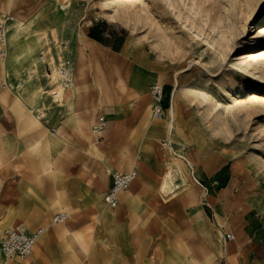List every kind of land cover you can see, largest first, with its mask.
<instances>
[{"label":"rangeland","instance_id":"1","mask_svg":"<svg viewBox=\"0 0 264 264\" xmlns=\"http://www.w3.org/2000/svg\"><path fill=\"white\" fill-rule=\"evenodd\" d=\"M15 1L0 0V13L15 17L0 56V172L7 169L0 189L10 191L0 196V238L10 223L47 228L34 254H0V264H183L169 259L164 236L188 220L176 198L195 182L226 189L235 180L231 198L260 227L264 0ZM97 20L124 41L121 50L87 41L86 27ZM157 57L169 71L156 69ZM152 81L164 86V132L145 131L141 109L132 117L138 132L132 123L95 130L105 109L142 100L158 119L147 92ZM138 153L154 156L158 178L107 205L110 172L131 166ZM68 178L79 182L78 205ZM56 211L70 213L65 225L53 222ZM183 247L178 242L172 253Z\"/></svg>","mask_w":264,"mask_h":264},{"label":"crops","instance_id":"2","mask_svg":"<svg viewBox=\"0 0 264 264\" xmlns=\"http://www.w3.org/2000/svg\"><path fill=\"white\" fill-rule=\"evenodd\" d=\"M85 33L87 41L92 45L102 46L113 52L121 50L124 46V41L120 39L119 35L109 32L108 29H104L103 22L99 20L89 23L86 27ZM113 35L114 37L111 38ZM106 37H110V39L106 40ZM153 82L155 81L150 82L147 87V92L151 98V102L152 97L149 93V86ZM71 85H73V89L69 93L67 99L70 103L73 102L77 87L73 82ZM141 103H143V100ZM141 103L136 106L134 105L131 108H107L104 110L101 117L104 118L106 125H108V129H112L120 123H132L131 131L134 133L138 132L139 126H137V124L135 125V121L132 120V117L139 116L140 113L138 109H141ZM166 105L168 106V104ZM1 107L2 100L0 86V109ZM149 114L148 119L150 117L151 121H149L148 125H146L144 118L142 120L143 127L146 128L145 131H148V133L152 132L154 134L164 132V118L154 120L151 118L152 115L150 112ZM142 117H144V115H142ZM160 137L163 140L164 134L162 133ZM145 147L146 149H150V145H146ZM139 155L141 156L140 159H138ZM135 163L139 164V176L129 189L124 190L121 193L119 204L122 202L126 193L140 191L143 188L152 185V182L158 178L159 169L157 164L154 162V156L147 155L144 157V153H138L131 166L115 170L130 169ZM6 171L7 169L1 170L0 172L1 182L5 180L4 175ZM113 171L110 172L108 189L112 182L111 174ZM78 183L79 182L77 180L68 178L67 188L71 196L73 195L72 199L74 202H77L75 201V197H77L75 193L78 190ZM234 183L235 180L231 179V184L228 188L218 189L217 186L214 187L212 185L208 188L207 186H203L195 182L183 190L176 198V207L178 208V212L182 213L188 220L182 223V226L179 227L180 232L177 231V228L174 226L173 229L175 231L170 234L166 232L167 234L164 236V244L166 246L170 245V260H180L181 262H184L183 264H264V222H260V227H258V224L249 222L246 219L244 212H242L243 205L235 203L231 198L233 196L230 190L232 184ZM3 187H5V185ZM0 192V196L5 197L7 196L5 192L10 191L2 188L0 189ZM106 210L107 207L101 206V214L107 212ZM56 212H54V214ZM209 212L215 213L216 221L212 220V214L210 216ZM18 224H25L31 231L39 227L47 228L45 225L30 226L25 222L10 223L3 229L1 237L3 236L5 229ZM223 229H225L224 233ZM54 234L57 236L62 234L61 227H56ZM227 234H233L234 239H227ZM41 238L38 241H40ZM178 242L184 247L183 251L176 256L172 252L175 246L178 245ZM38 243L39 242H37V244ZM47 248L48 245L45 242H42L40 249L46 250ZM0 254L2 258H4L1 250ZM13 258L19 257L14 256Z\"/></svg>","mask_w":264,"mask_h":264},{"label":"built area","instance_id":"3","mask_svg":"<svg viewBox=\"0 0 264 264\" xmlns=\"http://www.w3.org/2000/svg\"><path fill=\"white\" fill-rule=\"evenodd\" d=\"M12 13H0V56L5 57L8 51L7 32L9 22L14 20ZM149 93L153 100V113L158 119H162L167 114L164 106V86L159 82H153L149 86ZM105 120L100 118L99 123L94 126L96 131H101L105 127ZM140 155L138 159H140ZM139 176V164L135 163L130 169L115 170L112 172V182L105 194V201L109 206L115 207L120 202V195L124 190L129 189ZM214 184L218 183L215 179ZM70 218L68 211H59L53 215V222L62 224ZM45 227H39L33 231L28 229L25 224L13 225L5 229L0 240V250L6 260L17 256L22 259L30 257L36 243L45 233ZM228 239H234L233 234H227Z\"/></svg>","mask_w":264,"mask_h":264},{"label":"bare ground","instance_id":"4","mask_svg":"<svg viewBox=\"0 0 264 264\" xmlns=\"http://www.w3.org/2000/svg\"><path fill=\"white\" fill-rule=\"evenodd\" d=\"M8 2H13V4L16 2L15 0H7ZM22 2H25V0H23ZM16 5H17V3H16ZM34 5V4H33ZM12 6H14V5H12ZM12 12V11H11ZM35 15V14H34ZM23 18V17H22ZM17 23V26L19 27L21 24H23L22 23V20L21 19H17V21H16ZM31 25V24H30ZM21 27V26H20ZM15 29V28H14ZM19 29V28H18ZM24 45V44H23ZM133 49V48H132ZM136 51V50H135ZM137 52V51H136ZM132 54V53H131ZM148 54H149V52H148ZM163 54V53H162ZM165 55V54H164ZM133 56V55H132ZM134 57V56H133ZM136 57V56H135ZM148 57V56H147ZM155 57V56H154ZM138 58V57H137ZM149 58V57H148ZM134 59V58H133ZM146 59V58H145ZM136 62H138V61H136ZM153 63H154V65H155V67H156V69H158V71L159 72H165V71H167L168 70V67L164 64V62L160 59V57H157L156 59H153V61H152ZM95 63V62H94ZM94 65V64H93ZM96 66V65H95ZM103 71V70H102ZM169 71V70H168ZM171 71V70H170ZM174 71V70H173ZM1 73V72H0ZM100 74V73H99ZM98 74V75H99ZM101 76V75H100ZM163 76V75H162ZM160 77V76H159ZM161 78V77H160ZM21 83V82H20ZM109 83V82H108ZM72 84V83H71ZM112 84V83H111ZM102 85V84H101ZM108 85V84H107ZM114 87V86H113ZM112 89V88H111ZM108 90V89H107ZM113 95V94H112ZM104 100V99H103ZM175 100V99H174ZM142 105H141V110H143L144 111V120H145V123H146V125H148V123H149V121H151V119H150V117H149V119H148V115H150L149 114V111H148V105H147V103L145 102V100H143V103H141ZM177 104H178V102H177ZM139 105V104H138ZM175 112V106L173 105L172 106V108H171V113H174ZM182 113V112H181ZM177 114H179L178 112H177ZM175 115V114H174ZM152 118V117H151ZM179 118V117H178ZM182 120V119H181ZM180 120V121H181ZM185 120V119H184ZM184 122V121H183ZM140 126V125H139ZM147 127V126H146ZM188 127V126H187ZM142 128V127H141ZM143 129V128H142ZM137 130V129H136ZM184 130V129H183ZM139 131V130H138ZM185 132V131H184ZM187 132H188V130H187ZM141 133V132H140ZM180 134V133H179ZM182 134V133H181ZM137 135V134H136ZM176 136V135H175ZM183 136V135H182ZM158 137V136H157ZM140 138V137H139ZM149 138V137H148ZM179 138V137H178ZM135 140V139H134ZM130 141V140H129ZM133 141V140H132ZM136 141V140H135ZM119 143V142H118ZM133 143H135V142H133ZM127 144H129V143H127ZM117 145V144H116ZM135 145V144H134ZM128 146V145H127ZM125 147V146H124ZM136 147H138V146H136ZM135 149V148H134ZM122 152V151H121ZM82 160V159H81ZM127 160V159H126ZM128 161V160H127ZM85 162V161H84ZM98 162H99V160H98ZM86 163V162H85ZM83 164V163H82ZM92 164V163H91ZM99 164V163H98ZM86 165V164H85ZM99 166V165H98ZM88 167V166H87ZM92 167V166H91ZM102 167V166H101ZM92 171V170H91ZM94 173V172H93ZM170 177V176H169ZM167 182H168V178H167ZM165 185L167 186V188H169L168 187V183H165ZM129 192L128 193H126L125 195H124V198L126 199V198H128V196H129ZM95 201V200H94ZM106 202V201H105ZM78 203L79 202H74V204L75 205H78ZM97 204V203H96ZM107 204V203H106ZM106 204H104V202H103V205L102 206H104V207H106ZM108 205V204H107ZM99 216V215H98ZM72 220V219H71ZM99 222V221H98ZM63 225H65V224H63ZM146 234V233H145ZM148 234V233H147ZM151 236V235H150ZM145 237V236H144ZM149 239H150V237H149ZM146 240V239H145ZM148 241V240H147ZM147 244V243H146ZM139 248V247H138ZM139 250V249H138Z\"/></svg>","mask_w":264,"mask_h":264}]
</instances>
